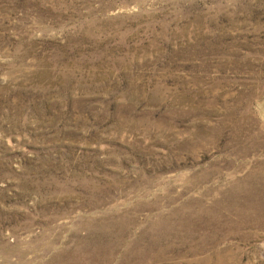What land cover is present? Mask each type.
<instances>
[{
    "label": "rangeland",
    "instance_id": "374dc122",
    "mask_svg": "<svg viewBox=\"0 0 264 264\" xmlns=\"http://www.w3.org/2000/svg\"><path fill=\"white\" fill-rule=\"evenodd\" d=\"M0 264H264V0H0Z\"/></svg>",
    "mask_w": 264,
    "mask_h": 264
}]
</instances>
